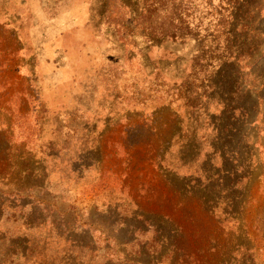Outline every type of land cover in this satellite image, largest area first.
Masks as SVG:
<instances>
[{
    "label": "rangeland",
    "instance_id": "1",
    "mask_svg": "<svg viewBox=\"0 0 264 264\" xmlns=\"http://www.w3.org/2000/svg\"><path fill=\"white\" fill-rule=\"evenodd\" d=\"M194 1L200 11L204 10L201 0ZM122 3L128 6L122 7ZM140 9L134 0H0V190L4 193L0 197L14 200L17 191L15 187H7L9 183L22 187L25 183L43 181L46 189L42 193L38 190L19 193L23 197L19 200V210L29 213L31 209L37 212L40 209L42 212L37 216L41 221L52 216L68 219L71 228L79 230L72 238L84 244L93 241L94 256L101 263L116 264L129 254L146 263L153 258L170 256L156 242L159 240L155 233L157 226L167 238L170 232L182 228V233H175L165 243L170 246L177 244L196 252L219 245L218 250L209 254L213 263L220 259L214 257L225 247L232 230L238 232L246 226L253 239L242 243L250 251H240L237 261L246 260L250 264L253 259L254 264H264V242L261 241L264 148H258L257 153L250 152L253 162L243 192L250 201L254 199L258 203L237 213L238 219L245 218L244 223L227 224L226 230L218 228L208 214L206 203L214 200V194L197 189L199 173L193 174L185 168L177 171L171 163L173 155L165 152L168 147L164 144L161 167L143 159L146 154L139 145L145 147L152 138L148 121L153 114L162 113L167 118L177 115L178 111L181 113L179 104L171 103L178 98L172 84L181 80L174 77L172 68L167 70L170 72L165 85L154 84L147 77L143 66L146 58L139 51L140 46L145 47L143 34L131 23L134 17L140 25L148 23ZM124 25L131 27L125 31ZM132 32L137 35L132 37ZM204 33L202 30L200 34ZM164 47L154 48L147 60L148 71L161 56L173 58L170 50L164 53ZM177 47L176 53L188 56L195 43L186 42ZM163 63L170 65L165 60ZM181 67H186L185 62ZM212 111L219 112L214 105ZM176 123L166 132L167 140L176 132L182 138V128L180 124L176 128ZM237 127L241 133L251 129L250 133L256 136L253 126L248 128L241 122ZM260 139L264 141V133H260ZM203 146L205 152L207 144ZM123 150L130 154L126 164H123L126 160ZM110 153L114 154L112 158L107 157ZM134 153L138 158L131 160ZM43 166L53 168L49 176H42ZM209 167L203 165L206 172L209 169L214 174ZM28 170L33 173L31 177ZM188 187L197 189L195 196L189 195ZM173 188L183 189L178 198L185 202L187 209L180 210L178 199L168 193ZM10 206L6 203V207ZM141 215L150 220L144 231L139 229L141 222L135 218ZM13 220L4 219L1 228L9 236L26 234L35 244H41L40 247L48 246L46 253L56 259L54 264H61L62 259V264H88L86 255L92 256L91 251L84 250L83 261L79 262L75 255L65 257L66 242L58 241L56 234L50 236L49 225L43 224L32 233L23 228L20 233V227ZM121 224L137 231L132 236V231L121 230ZM61 230L68 229L62 226ZM81 230L87 234H80ZM214 230L216 234L211 236ZM208 238L218 241L214 244ZM131 239L125 252L122 242ZM2 250L3 253L7 250L5 244H0V262ZM141 250L146 253L143 258ZM197 255L203 258L198 252ZM173 256L165 258V264H172Z\"/></svg>",
    "mask_w": 264,
    "mask_h": 264
},
{
    "label": "trees",
    "instance_id": "2",
    "mask_svg": "<svg viewBox=\"0 0 264 264\" xmlns=\"http://www.w3.org/2000/svg\"><path fill=\"white\" fill-rule=\"evenodd\" d=\"M134 1L137 7L141 8V14L145 15L148 22L140 25L136 17L132 18L131 22L132 27L134 25L143 34L145 47L140 46L139 51L146 58L143 66L148 72L147 77L153 80L154 84L165 85L167 72H170L167 70L172 68L174 77H179L181 80L179 83L172 84V91L178 94V98L171 101L172 104H179L181 113L178 111L177 115H169L167 118H164L162 113L153 114V118L148 121L152 138L146 142L145 147L143 144L139 145L144 148L146 154L143 159L151 160L153 164L157 163L161 167V159L164 157L163 144L166 145L168 148L165 152H171L173 155L171 163L175 169L179 171L185 168L192 170L193 174L199 173L196 181L197 189L209 195L214 194V200L206 203V209L217 227L226 230L227 224H239L241 221L244 223L245 218L238 219L237 213H241L251 204L258 203L254 199L250 201L243 193L247 179L250 178L249 167L253 162L251 153L254 151L257 153L260 147L264 148V141L260 139V133H264V0H201L200 4L204 7L202 11L194 0ZM127 6L122 3V7ZM205 23L209 24L205 25ZM193 24L195 26L191 29ZM127 27L131 26L124 25L125 31ZM202 30L205 32L204 35L200 34ZM135 35H137L136 32H132V37ZM186 42L195 43L191 56L176 53L175 49H179L177 46ZM160 46H165L164 53L170 50L169 55L174 56L172 59L170 56L166 58L161 56L154 68L148 71L150 63L147 60L154 48H160ZM164 60L170 62V65L164 64ZM184 62L186 67L182 68L181 64ZM253 96L254 99H252ZM212 105L218 108V113L211 112ZM261 117L263 119L260 120ZM241 122L248 128L253 126L252 128L257 130L256 136L250 133L251 129L245 133L238 131L237 126ZM175 123L176 128H179V124L182 128V138L178 137L179 133L176 132L169 135L170 138L167 140L164 138L167 136L166 132H169ZM203 144H207L205 152ZM123 151V156L126 158L123 164H126L130 154L128 151ZM113 155L110 153L107 157L112 158ZM134 157L136 159L138 155L134 153L131 160ZM204 164L210 165L209 168H213L214 174H210L209 169L206 172L203 169ZM52 169L43 166L42 176H49ZM72 171H75V168L72 167ZM27 174L30 177L33 175L31 170H28ZM6 186L15 187L17 194L13 201L3 200V197H0V244L3 246L5 244L7 247L4 253L2 250L0 264H54L56 261L46 253L48 246L45 244L40 247L41 244H35L26 234L9 236L8 231L1 228V224L4 219L8 221L11 218L14 219L13 224L20 227V233L23 228L32 233L43 224L49 225L51 227L48 231L49 235L56 234L58 241L66 242L65 247L68 248L65 257L75 255L77 262L81 259L83 261L82 252L90 250L92 256L86 255L89 258L88 264H109L99 262L94 256L93 241L91 244H84L72 238L73 233L79 230L76 227L71 228L72 224L68 219L58 220L56 216H50V219L41 221L37 216V213L42 212L40 209L38 212L36 209H31L29 213L19 210V200L23 198L19 196V193L22 190H38L42 193L46 189L43 181L42 183H25L22 187L18 183H9ZM173 189L174 191L169 190L168 193L178 199L180 210L187 209L185 202L178 198H181L180 193L184 192L183 189ZM188 189L189 195H196L195 187L192 189L188 187ZM2 194L4 193L0 190V196ZM6 203L11 206L6 207ZM202 209H205L204 205ZM18 211H20L19 214H17ZM34 214H36L35 217H33ZM135 218L141 222L142 227L139 229L144 231L148 228L150 220L147 217L141 215ZM190 221L194 220L190 219ZM62 226L68 230H61ZM121 227L123 228L121 230H127L128 233L132 231V236L137 231L136 228L126 224L124 226L121 224ZM155 233L159 238L156 242L170 253V256L167 254L165 258L170 259L171 255H174L172 264H248L246 260L237 261L239 259L237 255L240 251L249 252V246L244 245L242 241L248 242L253 239L246 226L238 232L232 230L229 241L214 257L220 259H215L212 263L209 254L218 250L219 245L205 247L195 252L192 248L185 249L177 244L171 246L165 244L175 233H182L181 227H178L176 232H170L168 238L158 226ZM80 234L85 235L87 232L81 230ZM215 234L214 230L211 236ZM64 237H66L65 240ZM261 237V241L264 242V228ZM192 239H194L193 236ZM208 239L214 240V244L218 241L214 238ZM131 243L132 239L122 242L125 252H128V246ZM160 252L161 250H158V253ZM197 252L203 255L202 259L198 257ZM144 256L146 253L141 250L140 257ZM134 257L129 254L124 260L118 259L116 264H165L164 257L153 258L155 260L152 259L149 263ZM63 261L64 259L62 263ZM254 263L252 259L250 264ZM70 264L77 263L70 262Z\"/></svg>",
    "mask_w": 264,
    "mask_h": 264
}]
</instances>
